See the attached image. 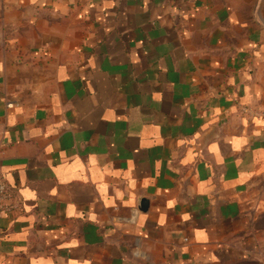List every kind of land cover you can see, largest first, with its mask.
Wrapping results in <instances>:
<instances>
[{
	"label": "crops",
	"instance_id": "1",
	"mask_svg": "<svg viewBox=\"0 0 264 264\" xmlns=\"http://www.w3.org/2000/svg\"><path fill=\"white\" fill-rule=\"evenodd\" d=\"M0 171V264H262L264 0H0Z\"/></svg>",
	"mask_w": 264,
	"mask_h": 264
},
{
	"label": "built area",
	"instance_id": "2",
	"mask_svg": "<svg viewBox=\"0 0 264 264\" xmlns=\"http://www.w3.org/2000/svg\"><path fill=\"white\" fill-rule=\"evenodd\" d=\"M243 110L245 111L246 109ZM259 115H263V114L260 113ZM10 200H13L14 202L8 204V201ZM19 206H20V199H15L12 191L10 190V188L8 187L5 181L3 174L0 171V243L4 234L3 225H2L4 213L6 211L15 210Z\"/></svg>",
	"mask_w": 264,
	"mask_h": 264
},
{
	"label": "rangeland",
	"instance_id": "3",
	"mask_svg": "<svg viewBox=\"0 0 264 264\" xmlns=\"http://www.w3.org/2000/svg\"><path fill=\"white\" fill-rule=\"evenodd\" d=\"M261 259L260 260H262L263 261V263L262 264H264V255H263V258L262 257H260Z\"/></svg>",
	"mask_w": 264,
	"mask_h": 264
}]
</instances>
